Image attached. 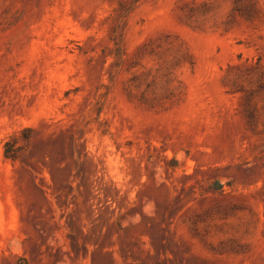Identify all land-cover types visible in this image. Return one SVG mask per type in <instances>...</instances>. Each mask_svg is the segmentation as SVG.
I'll return each instance as SVG.
<instances>
[{"label": "rangeland", "instance_id": "obj_1", "mask_svg": "<svg viewBox=\"0 0 264 264\" xmlns=\"http://www.w3.org/2000/svg\"><path fill=\"white\" fill-rule=\"evenodd\" d=\"M0 264H264V0H0Z\"/></svg>", "mask_w": 264, "mask_h": 264}]
</instances>
